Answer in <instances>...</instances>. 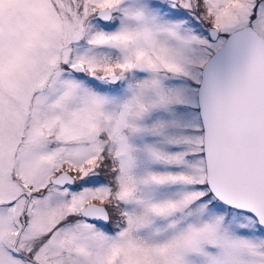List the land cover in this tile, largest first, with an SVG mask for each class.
Here are the masks:
<instances>
[{"label": "snow or ice", "instance_id": "snow-or-ice-1", "mask_svg": "<svg viewBox=\"0 0 264 264\" xmlns=\"http://www.w3.org/2000/svg\"><path fill=\"white\" fill-rule=\"evenodd\" d=\"M0 264H264V0H0Z\"/></svg>", "mask_w": 264, "mask_h": 264}]
</instances>
